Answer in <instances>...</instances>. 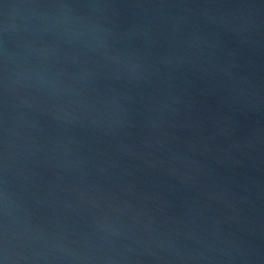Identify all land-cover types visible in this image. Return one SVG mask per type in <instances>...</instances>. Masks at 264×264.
Instances as JSON below:
<instances>
[{
  "label": "water",
  "instance_id": "obj_1",
  "mask_svg": "<svg viewBox=\"0 0 264 264\" xmlns=\"http://www.w3.org/2000/svg\"><path fill=\"white\" fill-rule=\"evenodd\" d=\"M0 264H264V0H0Z\"/></svg>",
  "mask_w": 264,
  "mask_h": 264
}]
</instances>
